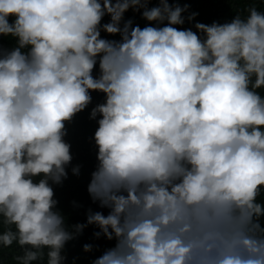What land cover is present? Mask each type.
<instances>
[{"label":"clouds","instance_id":"9594fccd","mask_svg":"<svg viewBox=\"0 0 264 264\" xmlns=\"http://www.w3.org/2000/svg\"><path fill=\"white\" fill-rule=\"evenodd\" d=\"M225 2L250 6L0 0V264H67L89 227L114 242L90 264H264V0ZM89 109L100 210L70 223L55 188L81 175L67 125Z\"/></svg>","mask_w":264,"mask_h":264},{"label":"trees","instance_id":"16d2710c","mask_svg":"<svg viewBox=\"0 0 264 264\" xmlns=\"http://www.w3.org/2000/svg\"><path fill=\"white\" fill-rule=\"evenodd\" d=\"M184 2H189L191 4V9L199 12L197 20L203 23H211L213 20H219L221 22L230 20L236 11L243 10L244 8L250 6L248 2L234 3L230 5L225 2V0H181L182 4ZM257 7L260 8L264 6L257 4ZM126 18H133V13L131 11L126 13ZM108 19L109 18L106 16L104 18V22H107ZM134 21L141 27L146 24L145 21L140 19L139 14L134 16ZM184 27H189V25L185 24ZM116 38L118 39V37ZM4 44L5 46H10V39L5 38ZM102 100V94L93 93V106L96 103L102 102ZM89 111L90 109L79 113L75 117L73 123L67 125L68 135L66 140L72 145L71 152L74 157L72 163H79L83 165L81 175L79 178L73 176L69 168V178L64 181L62 187L55 188L56 198L60 201L59 206L65 215L69 216L70 223L84 222V211L89 206H91L93 210H100L96 205L91 203L86 191L90 172L93 170L96 163V148L94 146V141L90 138L94 136V132L98 127L95 121L89 120ZM73 200L83 204L84 208L74 210L71 205ZM104 211L106 214L107 210ZM93 231L94 229L89 227L78 240L71 241L67 244V264H72L73 257H79V259L76 260V264H90L91 260L99 256L105 248L113 245L114 242H108L104 239H93ZM84 243L98 244L100 249L99 251H94L93 253H84L82 251V245ZM17 251L18 250L15 249V247L11 252L9 250H5L3 256L4 264H13L11 256Z\"/></svg>","mask_w":264,"mask_h":264}]
</instances>
